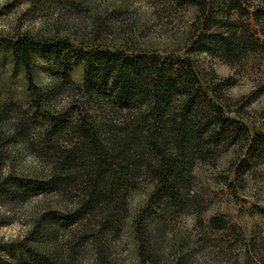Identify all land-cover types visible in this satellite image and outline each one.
<instances>
[{"label":"rangeland","instance_id":"rangeland-1","mask_svg":"<svg viewBox=\"0 0 264 264\" xmlns=\"http://www.w3.org/2000/svg\"><path fill=\"white\" fill-rule=\"evenodd\" d=\"M196 13L195 6L176 0H0V264H48L10 251L24 244L50 254L53 264H264V158L236 180L238 146L197 160L174 202H150L153 176L143 171L127 192L128 210L120 211V228L114 224L108 237L103 234L99 240L82 232L70 244L64 227L56 242L45 237L43 227L30 233L45 215H50L51 227L54 215L75 205L79 189L19 195V184L48 179L64 149L74 144L77 156L68 173L71 179H85L91 153L67 130L52 132L53 137L47 133L52 119L74 121V98L87 101L78 92L82 65L73 67L66 80L62 74L72 63L68 52L56 58L35 50L26 63L15 59L9 44L29 37L182 56ZM195 57L202 70L229 80L227 92L234 99L255 97L244 115L259 126L264 55L242 54L232 64L205 53ZM87 105L97 115L104 112L101 101ZM213 217H223L227 227L213 229Z\"/></svg>","mask_w":264,"mask_h":264},{"label":"trees","instance_id":"trees-1","mask_svg":"<svg viewBox=\"0 0 264 264\" xmlns=\"http://www.w3.org/2000/svg\"><path fill=\"white\" fill-rule=\"evenodd\" d=\"M176 1L193 5L197 11L182 56L139 48L75 46L65 40L47 43L29 37L9 44L15 59L26 63L35 50L56 58L68 52L67 60L72 59V63L62 77L69 80L73 67L82 65L78 92L87 97L82 104L79 98L72 100L73 113L77 114L74 121L52 119L47 131L53 137L61 133L60 129L67 130L86 146L91 161L85 179H71L68 173L77 156L74 144L64 149L59 166L48 179L18 185L22 197L79 189L75 205L54 215L51 227L47 224L50 215H45L30 233L43 227L47 229L45 237L56 242L59 229L64 227L70 244L74 234L82 232L99 240L103 234L108 237L114 224L120 228L122 214L128 210L127 192L143 171L153 176L150 202L156 198L174 202L182 196L195 162L205 160L210 153L240 147L241 157L234 169L236 180L264 158V110L259 126L246 119L244 114L255 97L234 99L227 92L229 80L202 70L195 57L205 53L232 64L242 54L263 56L264 3ZM242 17H248L245 23ZM28 81L33 85L29 73ZM89 101H101L104 112L95 114V107L87 105ZM210 224L215 230L227 227L223 217H213ZM57 246L55 252L59 251ZM13 248L12 253L18 250L36 262L45 259L53 264L50 254L35 251L30 245Z\"/></svg>","mask_w":264,"mask_h":264}]
</instances>
